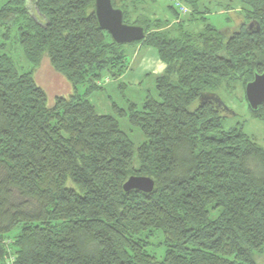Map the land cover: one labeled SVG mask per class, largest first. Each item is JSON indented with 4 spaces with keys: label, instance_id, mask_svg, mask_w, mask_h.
Returning <instances> with one entry per match:
<instances>
[{
    "label": "trees",
    "instance_id": "obj_1",
    "mask_svg": "<svg viewBox=\"0 0 264 264\" xmlns=\"http://www.w3.org/2000/svg\"><path fill=\"white\" fill-rule=\"evenodd\" d=\"M140 1L112 4L126 22L131 3L139 10L131 23L145 27L139 42L164 71L140 108L114 103L115 115L98 113L77 89H100L102 69L116 79L128 66L94 0L0 4V26L16 25L31 65L20 71L0 52V264H264V147L243 122L228 123L237 112L227 105L244 100L264 124V103L252 110L244 95L264 70V0H240L239 22L225 29L175 5L173 23L151 19ZM198 19L202 29L183 28ZM45 56L74 91L50 105L34 76ZM208 92L230 110L201 99ZM124 116L142 142L122 129ZM132 175L153 179L152 191L125 190ZM157 229L161 259L140 237Z\"/></svg>",
    "mask_w": 264,
    "mask_h": 264
},
{
    "label": "rangeland",
    "instance_id": "obj_2",
    "mask_svg": "<svg viewBox=\"0 0 264 264\" xmlns=\"http://www.w3.org/2000/svg\"><path fill=\"white\" fill-rule=\"evenodd\" d=\"M177 1L188 9L186 16H184L186 18H189L193 9L197 8L199 10L197 16H207L208 22L221 29L234 26L235 23L239 22L237 16L242 6L240 0H141L138 7L146 17L151 19L164 18L173 23L176 14L172 7ZM2 2L3 0H0V4ZM228 4L230 8L225 11L223 8ZM30 5L32 8V2ZM138 7L136 6V8ZM130 11L128 18L131 20L127 19V22L131 23L139 10L133 11L131 3ZM202 11L206 12L201 13ZM202 26L203 20L198 19L191 21V23L185 21L183 28L194 31V29H202ZM5 33L6 35H4ZM118 50L121 54H124L128 65L122 75L115 79L104 68L102 69L101 79L98 80L99 85H101L100 89L87 91L86 85H79L77 88L79 94H84L83 96L94 105L98 113L115 115L114 103L125 110L128 109L131 102L135 103L137 108H140L145 100L144 98L148 94L155 93V80L164 71L165 64L162 63L158 53L150 45L142 44L138 40L134 43L120 44ZM0 52L8 54L15 61L20 71L28 70L31 67L18 43L16 25L10 27L7 31L0 26ZM34 76L38 84L46 91L49 105L53 104L56 95L68 96L74 92L70 82L64 75L52 68L46 56L41 60ZM237 95L244 96L240 90L237 91ZM227 105L236 108L237 112V116L232 117L228 123L231 125L235 121L243 122L249 135L264 147V124L262 121L249 116L245 101L238 100V98L237 101L232 99V101H228ZM118 123L131 136L135 144L142 142L144 139L143 133L137 127L132 126L130 122L128 123L126 116L118 117ZM140 237L146 241L145 248L148 252L152 253L157 259H161L167 248L163 232L160 229L151 232L145 230L140 234ZM257 259L264 262V254L258 256Z\"/></svg>",
    "mask_w": 264,
    "mask_h": 264
},
{
    "label": "water",
    "instance_id": "obj_3",
    "mask_svg": "<svg viewBox=\"0 0 264 264\" xmlns=\"http://www.w3.org/2000/svg\"><path fill=\"white\" fill-rule=\"evenodd\" d=\"M94 12L99 27L110 34L114 43L119 45L134 43L137 40L144 39L147 34L143 25L124 21V10L114 6L112 0H94ZM244 95H246L247 103L252 110L257 109L260 104L264 103V70L255 73L253 79L246 82ZM200 96L203 100L213 99L218 106L222 105L226 110H230L222 97L213 92L201 93ZM153 186L154 180L146 175H132L123 184L125 190L135 188L147 192L152 191Z\"/></svg>",
    "mask_w": 264,
    "mask_h": 264
},
{
    "label": "built area",
    "instance_id": "obj_4",
    "mask_svg": "<svg viewBox=\"0 0 264 264\" xmlns=\"http://www.w3.org/2000/svg\"><path fill=\"white\" fill-rule=\"evenodd\" d=\"M175 6L178 7L181 16H182L183 14H185L186 12H188V9H187L184 5H181L178 1L175 2ZM176 21H180V20L177 19Z\"/></svg>",
    "mask_w": 264,
    "mask_h": 264
},
{
    "label": "crops",
    "instance_id": "obj_5",
    "mask_svg": "<svg viewBox=\"0 0 264 264\" xmlns=\"http://www.w3.org/2000/svg\"><path fill=\"white\" fill-rule=\"evenodd\" d=\"M57 94H58V92H57Z\"/></svg>",
    "mask_w": 264,
    "mask_h": 264
}]
</instances>
